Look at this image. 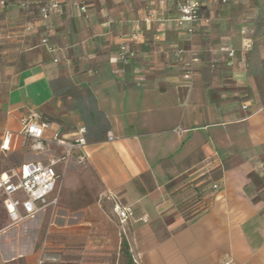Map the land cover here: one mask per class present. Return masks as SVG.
<instances>
[{
    "label": "crops",
    "instance_id": "crops-1",
    "mask_svg": "<svg viewBox=\"0 0 264 264\" xmlns=\"http://www.w3.org/2000/svg\"><path fill=\"white\" fill-rule=\"evenodd\" d=\"M179 1L83 0L82 11L73 0H0L7 152L24 147L35 114L52 125L46 137L86 127L69 128L56 97L63 78L107 123L87 135L85 174L68 167L55 206L13 226L0 193V264H36L45 251L61 255L44 264H128L124 241L133 264H264V0L205 3L211 24L192 38L176 27ZM54 3L59 11L44 17ZM150 13L159 21L147 22ZM124 42L137 52L127 65ZM179 50L201 57L192 84ZM111 196L134 212L124 226Z\"/></svg>",
    "mask_w": 264,
    "mask_h": 264
},
{
    "label": "built area",
    "instance_id": "built-area-1",
    "mask_svg": "<svg viewBox=\"0 0 264 264\" xmlns=\"http://www.w3.org/2000/svg\"><path fill=\"white\" fill-rule=\"evenodd\" d=\"M74 4L85 11L83 0H73ZM205 3L216 5H227L229 0H181L175 6L176 11V27L184 30L185 33L192 38L196 32L198 25H210L211 20L204 18L203 9ZM59 6L51 4L42 9V15L47 17L51 12H58ZM159 21L155 13H150L146 21ZM242 34H246V30H242ZM135 38V36H134ZM42 44L48 49L53 50L46 39L42 40ZM189 57L185 59V52L179 50L176 55L182 58L184 63L183 78L193 83V78L197 65L201 62V57L194 51L188 52ZM230 58L235 57V50H228ZM137 52L130 47L128 42L121 44L118 51V60L127 65L134 61ZM57 63L58 60L56 59ZM216 66V62L212 63V67ZM246 108V107H244ZM52 125L46 121H42L38 115H32L25 121L23 130L20 133L23 137V146L30 144L31 150L35 153V158L25 161L18 168L11 172L0 174V193L4 196V205L13 226L23 223L26 220L37 217L47 205H56L58 203L57 186L61 183L66 170L72 164H86L87 156L84 148L88 144L86 127H80L72 135L67 136L60 131L54 132L50 137L45 136V132L50 130ZM179 131V130H178ZM181 132V130L179 131ZM107 140L114 141L112 133L107 134ZM12 134L7 132L1 143L0 150L7 152L11 149ZM62 166V170L59 167ZM214 191L219 189L217 184L212 186ZM21 194V197L17 195ZM55 194L52 201H48L51 195ZM114 201V211L118 217L119 224L124 226L130 219L134 217L131 207L122 206L115 196H111ZM40 258L39 264H43ZM56 260V259H53Z\"/></svg>",
    "mask_w": 264,
    "mask_h": 264
},
{
    "label": "rangeland",
    "instance_id": "rangeland-1",
    "mask_svg": "<svg viewBox=\"0 0 264 264\" xmlns=\"http://www.w3.org/2000/svg\"><path fill=\"white\" fill-rule=\"evenodd\" d=\"M60 89L57 91V99L63 100L62 102L65 104L62 106V108L69 112L70 119L68 121L69 128H71L73 131L76 129L78 124H82L87 127L88 129V139L94 140L98 136V132L105 131L106 132V122L103 121L102 116L100 115L99 111L97 110V107L95 105L89 104L92 103V99L86 98V92L81 94L80 96L83 98L82 101H79L78 103H74L73 105L70 104L66 99L68 97H71L75 94V91L70 89V81L68 78H63L61 81ZM104 132V133H105ZM3 135V131L0 130V143H1V137ZM35 158V153L31 150L30 144L27 146H24L23 148H20L15 151H10L3 153L0 151V174L11 172L12 170L19 167L22 163H24L27 160H32ZM75 164V163H74ZM87 164L78 165L75 164V167L80 171L81 176L83 177L85 174ZM69 177V174L66 176V179ZM72 184L67 183L65 184V190L69 191V188H71ZM50 254L45 251L42 252L41 255V261L42 263H48L50 260L55 259L54 256H59L58 254ZM45 260H49L48 262H45ZM40 259H37V263L39 264ZM34 260H30L27 262L25 259H21L15 262H11L8 264H33ZM36 262V261H35Z\"/></svg>",
    "mask_w": 264,
    "mask_h": 264
},
{
    "label": "trees",
    "instance_id": "trees-1",
    "mask_svg": "<svg viewBox=\"0 0 264 264\" xmlns=\"http://www.w3.org/2000/svg\"><path fill=\"white\" fill-rule=\"evenodd\" d=\"M84 92H86V91H76L75 94L78 95L79 97H81L80 95L83 94ZM87 96H88V94L86 93V97ZM105 129H106V127H105ZM104 132L105 131L98 132V136L106 133V132L105 133ZM121 250H122V253H123L124 257L127 260V263L128 264H133L132 258H131L130 252H129V247H128V244H127L126 241L123 242Z\"/></svg>",
    "mask_w": 264,
    "mask_h": 264
}]
</instances>
